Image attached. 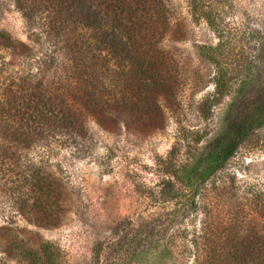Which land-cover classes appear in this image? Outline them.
Returning <instances> with one entry per match:
<instances>
[{
  "label": "trees",
  "instance_id": "trees-1",
  "mask_svg": "<svg viewBox=\"0 0 264 264\" xmlns=\"http://www.w3.org/2000/svg\"><path fill=\"white\" fill-rule=\"evenodd\" d=\"M224 2L186 0L191 18L204 21L218 37L215 45L196 49L215 68L212 102L250 64L248 58L239 64L221 54ZM14 5L32 41L39 49L47 43L51 50L35 55L28 45L0 32L3 46L17 51L21 64L33 58L28 83L21 78L0 89V253L5 261L51 264L45 248L42 257L35 248L22 246L13 226L15 216L40 227L56 223L60 199L56 180L46 170V161H34L32 155L56 136L64 138L54 143L60 147L65 142L78 144L84 117L103 128L118 122L139 130L156 125L163 116L160 100L176 96L181 82L174 60L158 43L172 6L170 0H14ZM257 32L262 46L264 29ZM56 66L61 74L53 70ZM261 129L264 82L255 81L250 95L241 93L229 102L222 127L193 159L170 172L175 182L165 181L168 195H157L156 201L174 202L179 210L210 204L202 188L240 144ZM171 163V159L165 162V168ZM250 205L254 210L246 211L242 203V214H234L231 222L207 225V233L192 239V264H264V195H254ZM149 250L154 247L143 251Z\"/></svg>",
  "mask_w": 264,
  "mask_h": 264
},
{
  "label": "rangeland",
  "instance_id": "rangeland-1",
  "mask_svg": "<svg viewBox=\"0 0 264 264\" xmlns=\"http://www.w3.org/2000/svg\"><path fill=\"white\" fill-rule=\"evenodd\" d=\"M170 4L169 25L158 43L174 60L181 82L176 96L160 100L163 116L156 125L139 130L118 122L103 128L84 117L78 144L65 142L60 147L54 143L64 138L56 136L47 148L32 155L34 161H46V170L56 180L60 195L56 223L40 227L15 216L13 226L22 246L35 248L40 256L45 248L51 264H192L194 237L206 232L207 225L231 222L234 214H242V203L246 211L254 210L249 206L251 199L264 195L261 129L251 133L202 188L212 204L179 210L174 202L155 199L168 195L164 182H175L170 172L192 160L220 130L229 102L241 93L250 95L255 81L264 82V45L257 36L264 29V0L224 2L221 54L239 64L248 58L250 64L228 82L229 88L217 102L210 100L215 68L196 49L215 45L218 37L204 21L191 18L186 0H170ZM0 32L28 45L35 55L51 50L47 43L39 49L32 41L14 0H0ZM21 60L0 39V89L21 78L28 83L33 58L25 65ZM54 71L61 74L62 70ZM170 159L171 165L165 168ZM3 258L0 253V264ZM4 264L27 263L10 258Z\"/></svg>",
  "mask_w": 264,
  "mask_h": 264
}]
</instances>
